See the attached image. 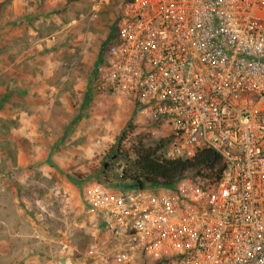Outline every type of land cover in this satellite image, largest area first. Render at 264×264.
<instances>
[{
    "label": "built area",
    "instance_id": "1",
    "mask_svg": "<svg viewBox=\"0 0 264 264\" xmlns=\"http://www.w3.org/2000/svg\"><path fill=\"white\" fill-rule=\"evenodd\" d=\"M115 25L95 90L131 102L167 158L209 147L224 169L88 180L97 232L75 264H264V0H121Z\"/></svg>",
    "mask_w": 264,
    "mask_h": 264
},
{
    "label": "crops",
    "instance_id": "2",
    "mask_svg": "<svg viewBox=\"0 0 264 264\" xmlns=\"http://www.w3.org/2000/svg\"><path fill=\"white\" fill-rule=\"evenodd\" d=\"M51 7L34 5L25 12L24 7L16 6L14 18L18 19L14 21L21 24L14 27L13 36H0V264H75V256L89 247L79 249L82 247L67 228L63 237L53 235L54 219L48 216L52 205L61 204L67 212L64 219L71 220L74 207L71 210L66 204L79 198L84 202L82 187L88 181L64 170L60 144L53 142L62 140L69 130L56 136L54 125L69 126L75 118L79 120L81 111L75 117V109L79 106L81 110L86 98L104 94L89 84L92 65L103 45L98 53H86L87 23L73 18L72 12L66 15L69 30L62 36L59 30L58 36L37 39L40 31L26 22L49 21L46 15ZM62 22L60 17L56 23L60 26ZM7 26L0 20V32ZM67 40L71 42L66 45ZM80 45L84 46L81 54ZM26 138L24 145L21 141ZM79 210L85 214L81 226L87 227L85 232L92 234L93 241L97 215L85 202Z\"/></svg>",
    "mask_w": 264,
    "mask_h": 264
},
{
    "label": "rangeland",
    "instance_id": "3",
    "mask_svg": "<svg viewBox=\"0 0 264 264\" xmlns=\"http://www.w3.org/2000/svg\"><path fill=\"white\" fill-rule=\"evenodd\" d=\"M47 4L52 6L51 11L46 15L49 21L41 23L26 22V25L37 27L40 34L36 35V38L43 37L45 40L48 36H58L59 30L63 31L60 36L65 33V30H69V27H66L69 13L72 12L73 18L84 20L87 23L84 33L90 36L84 41L87 45L83 44L86 46V53L89 55L98 53V48L101 49L103 45V50L99 51L98 59L92 65V75L89 77V84H94L97 67L103 60L106 49L111 43V41L105 43V40L112 28L116 26L115 21L120 10L121 0L106 2L101 0H61L58 2H49L48 0H0V20L8 24L6 30L0 32V36L3 38L4 36H13L14 27L21 24L14 21L18 19V17L14 18V16H17L14 10L16 6L24 7L25 12H28L30 6L36 5L41 8ZM28 14L26 13L24 16ZM60 17L63 22L59 26L56 22ZM28 26L26 31H28ZM65 27L66 29H63ZM26 31L25 35L28 36L29 33ZM76 41L79 43V39ZM70 42L71 40H67L66 45ZM82 46H79L78 52L80 54L84 50V46ZM133 107L131 102L119 100L112 94H100V96L90 99L86 98L81 110L79 106L75 109V117H78L77 112L81 111L79 120L75 118L69 126L54 125V135L56 136H59L64 129L69 130L66 131L67 133L62 140L53 142V144H60L58 150L60 149L59 151L63 154L59 159L68 175H74L77 179L85 182L89 179L100 178L107 173L109 176L107 178L112 184L122 187L124 184V180L121 178L122 173L125 169L129 170L132 167L131 163L137 158L138 149L154 148L159 151L158 154H164V150L159 144L162 143V146L165 147L164 145L167 142L162 137L151 136L148 128L139 121L138 112ZM26 139L21 141L24 145L28 143V138ZM53 165H58V162L54 161ZM82 203L84 202H81L79 198L77 202H71L70 205L66 204L71 210L74 207L71 220L66 221L64 219L63 214L67 212L57 202L52 205L53 211L48 214L50 219H54V237H63L64 232H66L64 228H67L72 232L73 241L82 247L79 248L81 250L85 248L84 245H90L93 238L91 233L85 232L87 227L81 226V222L85 219V214L79 210ZM88 225L90 231H92L91 224Z\"/></svg>",
    "mask_w": 264,
    "mask_h": 264
},
{
    "label": "trees",
    "instance_id": "4",
    "mask_svg": "<svg viewBox=\"0 0 264 264\" xmlns=\"http://www.w3.org/2000/svg\"><path fill=\"white\" fill-rule=\"evenodd\" d=\"M115 34L116 26L112 28L105 43L112 41ZM159 146L164 150L165 147L162 146V143ZM158 152L154 148L138 149V156L131 163L132 167L129 170L125 169L122 173L123 186L144 188L147 185H159L170 187L178 180L189 176L217 181L224 169L222 155L213 148L202 147L190 158H167L165 153L158 154ZM107 176L106 173L99 180L111 183Z\"/></svg>",
    "mask_w": 264,
    "mask_h": 264
}]
</instances>
